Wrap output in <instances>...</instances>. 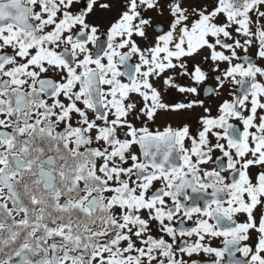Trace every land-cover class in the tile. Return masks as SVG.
I'll return each instance as SVG.
<instances>
[{"label":"snow or ice","instance_id":"obj_1","mask_svg":"<svg viewBox=\"0 0 264 264\" xmlns=\"http://www.w3.org/2000/svg\"><path fill=\"white\" fill-rule=\"evenodd\" d=\"M0 264H264V0H0Z\"/></svg>","mask_w":264,"mask_h":264}]
</instances>
